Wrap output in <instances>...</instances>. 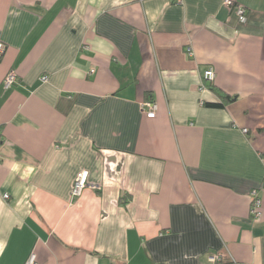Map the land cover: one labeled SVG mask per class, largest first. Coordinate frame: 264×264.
Returning a JSON list of instances; mask_svg holds the SVG:
<instances>
[{"label": "crops", "instance_id": "1", "mask_svg": "<svg viewBox=\"0 0 264 264\" xmlns=\"http://www.w3.org/2000/svg\"><path fill=\"white\" fill-rule=\"evenodd\" d=\"M233 2L0 0V264H264V0Z\"/></svg>", "mask_w": 264, "mask_h": 264}, {"label": "built area", "instance_id": "2", "mask_svg": "<svg viewBox=\"0 0 264 264\" xmlns=\"http://www.w3.org/2000/svg\"><path fill=\"white\" fill-rule=\"evenodd\" d=\"M225 4L231 8H234L236 15L238 17V20L241 23H245L247 21L248 10L243 5L236 4L233 2V0H225ZM4 51H5V45L4 43H0V57L3 55ZM189 53H191V51H189ZM214 78H215L214 70L212 68L207 69L204 72L203 84L205 85L206 83L212 82ZM16 80H17V75L15 71L9 72L3 81L4 88L9 89L10 87L14 85ZM42 80L47 81L48 76L46 75L42 76ZM144 105L147 108V116L155 117L157 110H158V104L153 100H148L145 102ZM246 131L247 129H245V132ZM88 174H89L88 171H82L81 173H79L75 181V185L73 189L74 195L78 196L82 194L83 190L87 186ZM250 195H251V215L255 218H260L262 216V204H263L262 198L258 195V191L256 189H253ZM4 196L6 199L9 198L8 194H5ZM217 259L218 258L216 256H213L210 258V260L213 262H217ZM24 264H37L36 253L34 252L31 253V255L29 256V258Z\"/></svg>", "mask_w": 264, "mask_h": 264}, {"label": "trees", "instance_id": "3", "mask_svg": "<svg viewBox=\"0 0 264 264\" xmlns=\"http://www.w3.org/2000/svg\"><path fill=\"white\" fill-rule=\"evenodd\" d=\"M211 84H212V82H209V83H206L205 85H207V86L210 85V87H212ZM218 93L224 99L223 102H220V103H218V102H215V103L207 102V103H205V105L210 106V107H223L226 102H229V101L234 99L230 95H227V94H225V93H223L221 91H219Z\"/></svg>", "mask_w": 264, "mask_h": 264}]
</instances>
